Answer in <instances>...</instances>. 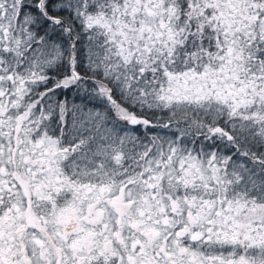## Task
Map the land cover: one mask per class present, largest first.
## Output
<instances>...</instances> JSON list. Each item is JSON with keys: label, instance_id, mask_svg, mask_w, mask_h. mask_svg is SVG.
<instances>
[{"label": "snow or ice", "instance_id": "6c2138e0", "mask_svg": "<svg viewBox=\"0 0 264 264\" xmlns=\"http://www.w3.org/2000/svg\"><path fill=\"white\" fill-rule=\"evenodd\" d=\"M0 264H264V0H0Z\"/></svg>", "mask_w": 264, "mask_h": 264}]
</instances>
